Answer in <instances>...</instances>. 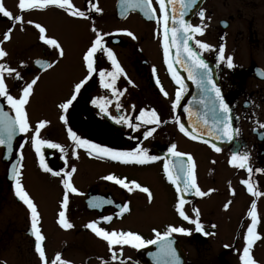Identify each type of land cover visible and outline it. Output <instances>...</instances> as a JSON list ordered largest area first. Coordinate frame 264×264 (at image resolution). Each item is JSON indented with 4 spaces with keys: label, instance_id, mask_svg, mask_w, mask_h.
<instances>
[{
    "label": "flooded vegetation",
    "instance_id": "af4514ba",
    "mask_svg": "<svg viewBox=\"0 0 264 264\" xmlns=\"http://www.w3.org/2000/svg\"><path fill=\"white\" fill-rule=\"evenodd\" d=\"M94 2L101 12H91L88 19L72 17L64 10L50 6L46 9L24 10L27 14L24 23L10 20L4 29L0 23V41H3L2 37L10 28L14 34L13 40L3 41L4 44L0 43V47L7 53L10 51L15 58H18L17 55L22 57L21 61L8 65L23 77L22 80H17L14 75L10 77L6 75L12 83L6 84L9 94L18 98L22 87L35 76H39L29 103L25 106L30 127L34 130L39 121H47L46 126L41 129V138L58 143L64 149L63 152L58 149H42L45 163L53 171H61V176L49 173L57 189L54 200L57 216L54 224L58 226H60L58 213L65 191L62 174L72 167L76 169L69 179L77 192L82 194L69 193V202L65 210L71 218L73 225L71 229L74 230L75 239L71 240L64 235L60 240L58 253L61 258L69 264H158V262L163 264L162 258L155 255L159 249L157 244L146 243L143 248H133L130 245L110 248L105 240L97 237L86 227L89 222L100 221L99 227L108 231L135 232L145 241L156 239V232L163 235L169 225L190 229V235L173 233L170 236L181 263L184 261L185 264H242L239 257L245 244L247 227L251 223L248 212L255 200L257 214L260 215L256 232L261 238L254 243L252 255L258 264H264V239L259 230L260 224H264V172L255 171L264 170V0H197V5L184 17L192 25H206L203 34H196L194 40L199 39L213 46L212 50H201V55L212 69L213 79L230 107L233 128L238 129L228 145L216 144L220 147V152H216L211 144H205L200 139L192 140L179 130V123H183L182 104L188 101L197 88L193 81L187 79L186 69L176 64L175 71L183 77L187 87L180 104L176 109L172 108L178 85L165 63L162 26L157 24L156 19H148L141 10L121 14L119 4L124 5V8L128 7L123 0ZM71 3L76 8L87 11L90 0H71ZM104 6L111 9L109 14H106ZM153 7L156 8L159 17L156 0H153ZM201 8L205 10L203 21L198 15ZM132 17L136 19L133 22L135 29L130 31L136 39L122 31L127 30L124 23ZM98 20L100 24L105 23L101 29L97 25ZM28 21L33 23L29 24ZM37 23L46 29V37L58 41L64 51L63 57L58 55V50L40 40L39 30L35 28ZM93 26L102 34H109L103 37V42L107 48L112 49L124 70V75H121L115 84L116 89L123 91V95L114 97L112 90L101 85L99 70L109 72L113 69L107 56L97 52L93 58L97 72L81 88L68 111L62 112L58 106L72 95L75 84L88 75L83 56L95 39V34L91 30ZM194 40L190 41L193 47ZM221 44L225 47V58L233 57L234 67L231 69L227 68L226 61L217 59ZM175 57L176 48L172 47L169 51V60ZM38 60L48 61L52 67L42 69L36 63ZM161 88L167 92V96L163 94ZM0 101L10 117L14 118L15 112L7 104L6 99L0 97ZM117 101L120 104L119 108L116 106ZM101 104L104 105V110L98 106ZM141 109L146 111L155 109L161 123L158 126L142 124L140 128L133 129L127 124L117 122L120 117H126L131 123H138L134 118L139 115ZM61 115L66 117L67 124L60 119ZM152 127H155V132L145 139L143 133ZM185 127L187 128L186 125ZM68 128L82 139L101 146L119 151H130L136 147L146 148L149 155L158 156L160 159L140 165L123 164L95 155L90 156L84 148H75L68 136ZM32 134V131L28 133L17 131L12 141V152L7 150L6 145H0V221L4 223V227H0V246L8 245L12 241L14 231L19 230L13 228L17 222H4V218L10 215L14 216V220L19 221L21 226L26 222L25 237L28 239L30 251L28 255H20L11 260L0 254V264H42L34 249L30 213L15 196L14 181L12 175L9 176L12 165L19 160V170L22 173L20 180L37 205L41 229L43 218L49 215L46 183L48 173L40 167L39 157L31 144ZM173 143L176 144L178 152L192 156L197 185L201 191L213 190L204 197L192 193L185 194L184 197L186 214L190 218H196L194 209H198V218L204 232L214 233L213 235L195 231V225L184 221L176 210L178 202L176 185L168 180L163 170L165 159L170 163L176 159L167 151ZM233 152H246L249 155L248 164L254 169L251 175L245 169L230 164ZM199 159L203 164L200 172ZM86 163L93 168L92 174L85 169ZM33 164L38 168V180L43 184L42 190L36 184V192L26 185V172L29 165ZM111 165H119L127 170L154 171V175L148 177L147 181L139 179V182L151 191L152 183L157 180L164 189L165 195L160 194L153 199L154 201L164 199L169 206L172 220L165 223L167 224L165 230L155 225L160 214L148 211L147 205L150 202L145 203L148 194L142 196L136 190L130 193L114 182L102 179L113 174ZM115 176L121 179L126 177L123 174ZM244 179H249L254 185V190L260 195L255 197L251 195L247 191V186L241 183ZM178 183L182 186V181ZM93 198L110 199L114 203L105 204L102 208H93L89 206V201ZM125 203L128 204L129 211L121 214L116 205ZM226 203L227 209L224 207ZM134 205L138 206L135 212ZM102 216H111L112 219L104 222L100 220ZM127 216L138 225L129 223L114 225L119 220H125ZM42 246L46 254L45 241L42 242ZM56 251L55 248L52 253L55 255ZM113 252L121 255L113 260ZM47 260L51 264L52 258Z\"/></svg>",
    "mask_w": 264,
    "mask_h": 264
},
{
    "label": "snow or ice",
    "instance_id": "6c2138e0",
    "mask_svg": "<svg viewBox=\"0 0 264 264\" xmlns=\"http://www.w3.org/2000/svg\"><path fill=\"white\" fill-rule=\"evenodd\" d=\"M128 8L130 9H140L148 19H156L157 24L161 25L163 28V39H164V58L165 63L167 64L169 72L172 74V78L175 83L178 85L175 100L172 103V108L176 109L180 104L182 94L186 89V84L184 83L183 77L175 71L174 66L180 64L188 72L187 79L193 81L197 84L198 87L204 89L205 91H210L214 95L211 97L212 110L214 113H217V118L214 121L216 125L214 128L208 126L207 119L198 118L197 122L194 124V127L187 129L183 123H179V130L185 136H188L192 140H202L205 144H211V147L216 151L220 152L221 149L215 143H211L210 140L206 139V136H215L216 140H232L234 135L238 132V129H234L230 123V107L225 102L222 95L220 87L217 86L216 82L212 76V69L209 67V64L202 58L201 50H212L213 46L208 43L202 42L199 39H195L196 34L202 35L206 25H192L190 22L185 20V16L191 11L196 5L197 0H156V3L159 6V17H157V10L153 7V0H123ZM50 6L57 7L59 9L67 12L68 15L72 17H79L83 19H88L91 12H101V9L96 5L94 0H90L89 8L87 11H83L79 8H76L71 0H19L18 7L20 10H33V9H46ZM169 6H171V11H169ZM0 13L4 17H7L9 20L14 22H23V18L20 15L13 16V14L8 11L2 2H0ZM200 19L203 21L205 18V10L200 9L198 12ZM171 22V26H169ZM29 24H32V21H28ZM35 28L39 30L40 40L44 42L45 45L50 46L58 50V55L63 57L64 51L61 48V45L54 38H48L45 36L46 29L40 24H35ZM92 32L95 34V39L92 41L91 46L88 48L87 52L83 56V60L87 67L88 75L75 84L72 95L58 107L62 112H67L73 102L77 99V94L80 92L81 88L85 85L87 80L97 72V69L94 67V56L97 52L105 54L107 59L111 62L112 71L106 72L104 70H99L100 83L105 89L112 90V95L114 97H119L123 95L122 90H118L115 87L116 80L124 75V70L117 61L115 54L111 48H107L103 42V37L109 35L108 33L99 32L95 26L92 27ZM125 35L136 39L134 34L131 31L122 30ZM12 29L10 28L3 36V41L10 39V34ZM195 47H193L189 42L193 41ZM0 41V43H3ZM176 48V57L169 60V51L170 48ZM218 57L219 61H226L227 68L231 69L234 67L233 57L227 56L225 58V47L221 44L218 48ZM7 56V52L0 47V58ZM36 63L40 68L46 69L52 67V64L48 61L38 60ZM155 71V69H153ZM15 76L17 80H22L23 77L15 69L9 67L5 63L0 62V97L6 99L7 104L14 110L15 117H9L7 112H4L3 105H0V145H6L7 150L12 152L13 150V137L17 131L22 133L33 132L31 136V144L34 148L37 156L40 160V167L46 173H51L53 176H61V171H53L47 163H45V155L42 149H58L61 152L64 151L63 147L54 143L48 139L41 138V129H43L48 123L45 120L39 121L35 129L33 130L30 127L28 114L26 112L25 106L29 103V98L32 95L34 85H36L39 80V76H35L30 82H27L23 87L19 97H14L9 94L7 85L5 83V76ZM157 84L159 81L157 80ZM210 86V87H209ZM161 91L165 96L167 92H164L163 88ZM103 99V98H101ZM96 103V101H93ZM102 110H104V105H98ZM117 108L120 107L119 101L116 104ZM185 112H188L190 117L193 115L189 108L184 109ZM60 119L67 124V119L64 115L60 116ZM138 123H131L128 118L120 117L117 122L127 124L130 128L138 129L141 125H155L158 126L161 123L160 117L157 114L155 109L139 111V115L134 118ZM201 124L204 125V128H201L200 131H197V128H200ZM205 128L207 129L205 131ZM155 127L147 129L143 136L145 139L152 136L155 132ZM69 138L73 141L75 148H84L90 156L95 155L98 158L110 159L112 161H118L123 164H146L149 162H154L160 157L155 155H149L148 149L136 147L130 151H119L110 147L101 146L100 144L93 143L87 139H82L77 135L71 128L67 129ZM6 133V138L3 135ZM23 145H21V148ZM176 144H172L168 148V154L171 157H175L171 163L169 160L165 159L163 170L168 180L176 185V192L178 195V202L176 204V210L179 216L189 223L195 225V231L203 232L204 235H213L214 233L204 232L203 226L199 221V210L194 209L195 217L190 218L188 214L184 211V205L186 203L185 194L192 193L196 196L204 197L209 195L212 189H209L208 192L201 191L197 185L196 174H195V163L190 154L178 152L176 150ZM73 155H75V150H73ZM186 157V159H185ZM249 155L245 153L233 152L230 159V164L240 169H245L249 175L254 171L248 164ZM20 169V161L17 160L16 164L12 165V180L14 181V193L15 196L21 201L30 213V227L31 235L34 237V249L38 254L39 259L42 264H49L45 249L42 246V242L45 240V237L41 233L39 227L40 214L37 209V205L33 199L29 196L28 192L24 189L20 177L22 175ZM76 171L75 167H72L69 171H64L62 174V183L64 187V196L61 203V210L58 213V223L62 228L69 229L73 225L66 218V209L69 202V193H78L77 189L70 182V177L72 173ZM256 172H264L262 169H255ZM105 181L114 182L116 185L126 189L128 192H132L134 189H138L141 192L147 193L149 199H151V192L147 187H142L136 181L126 182L125 179L118 178L114 174H109L102 177ZM178 181H182V186ZM242 184L247 186V191L255 196L260 195L259 192L254 190V185L250 183L249 179H244L241 181ZM114 202L110 199L104 198H93L89 201V206L93 208H102L105 204H113ZM120 210V213L129 211L128 204L116 205ZM224 207L227 209L228 204L226 203ZM257 206L255 200L251 204L250 211L248 216L251 219V223L247 227L246 234L244 236L245 244L242 249V254L239 259L242 264H258L252 255V249L254 243L261 237L256 232V227L258 223V214ZM111 216H102L101 221L109 222L111 221ZM100 221L89 222L86 227L90 229L97 237L105 240L110 248L115 246H124L130 245L133 248H143L145 244H157L159 243L158 252L155 254L158 257L163 258V264H181L179 255L175 247H173L172 241L169 239L173 233H181L185 235H190L191 230L185 229L183 227L171 226L169 225L167 230L161 235L160 232H156V239L145 241L139 234L131 231H108L102 227H99ZM215 227V225H213ZM227 247V245L225 246ZM121 253L113 252L112 259L116 260ZM51 264H69L68 261L63 260L60 254L52 259ZM159 264V262H158Z\"/></svg>",
    "mask_w": 264,
    "mask_h": 264
},
{
    "label": "rangeland",
    "instance_id": "374dc122",
    "mask_svg": "<svg viewBox=\"0 0 264 264\" xmlns=\"http://www.w3.org/2000/svg\"><path fill=\"white\" fill-rule=\"evenodd\" d=\"M0 2L3 3L4 7L10 11L13 16H17L20 15L23 18V22L26 20L27 18V14L20 10L18 7L19 4V0H0ZM104 8L106 9V14H109L111 12V9H108V7L106 8L104 6ZM103 9V8H102ZM10 20L7 17H4L3 15H0V23L2 25V29H4L7 26V23ZM136 21L135 18H131L130 20H128L127 22H125V28L130 31L132 29H135L133 26V22ZM21 23V22H19ZM105 24V23H104ZM104 24H100L99 20L97 25L99 26V28L101 29V26ZM3 39V37H2ZM10 39L13 40L14 39V34L11 33L10 34ZM4 44V43H3ZM14 47V46H13ZM12 48V46H11ZM14 52V51H13ZM18 58H15L13 56V54L8 51L7 56L4 58H0V62L2 63H7V65H10L12 63H15L16 61H21L22 57L21 55H17ZM17 59V60H16ZM10 61V62H9ZM10 77V76H8ZM8 77L5 76V83L6 84H12ZM203 156V154H202ZM202 161L199 159L198 162V172L201 171L202 169ZM111 171L113 172L114 175L117 174H123L126 177H123L125 180H127L128 182L131 181H136L137 183H139L142 187H144V184H141L139 182V179L142 181H147L146 179L148 177H151L154 175V171L153 170H149V169H136V170H127L122 166L119 165H111ZM85 169L87 171H89L91 174L93 172V168L90 166L89 163L85 164ZM38 168H35V165H29L28 170L26 172L27 174V178H26V185L33 189V191L36 192L35 186L36 184L41 188H43V184L42 182H40L38 180ZM0 174H1V170H0ZM47 192L49 195V200H48V214L43 218V223L41 226V231H42V235L45 237V244H46V258L47 259H53L56 254H58L59 252V245H60V240L63 238V236L65 235L66 238H70L71 240L75 239L74 236V230H72L71 228H69L71 230V232H68L69 229H65L62 228L61 226H58L56 224H54V219L57 216L56 214V208L54 205V200L56 199V186L55 183L53 182L50 174L48 173L47 176ZM136 191H138L139 195L142 196H146L147 193L141 192L138 189H134ZM151 199H149V196H147L146 198V202L148 203L150 202V204L147 205L148 211H150L151 213H159V220H157L156 222V226L160 227L162 230H165V228H167V224L169 221L172 220V217L170 216V210H169V206L166 203V201L164 199H157L154 201L153 197L158 196L160 194L165 195L164 189L162 188V186L159 184V182L156 180L152 183V187H151ZM40 194V192H39ZM138 206L134 205V212L137 210ZM133 215V214H131ZM66 218L68 219V221L71 223V218L69 216V214H66ZM83 218V217H81ZM260 218V215L258 214V219ZM14 216H10L8 215L6 218H4V222H10V221H15L17 222L16 225L13 226V228L17 231H14V235L12 237V241L10 243H8V245H4V246H0V254L2 256H5L8 260L13 259L14 257L20 256V255H28L30 253L29 251V242L28 239L25 237V227H26V222L23 223V225L21 226L19 224V221L14 220ZM124 223H129L131 225L137 226L138 224L136 223L135 220H133L130 216H127L125 218V220H119L117 221L114 225L116 226H121ZM0 227L3 228L4 227V223L2 221H0ZM260 232L263 234V239H264V224H260ZM12 232V231H10ZM6 239H8V237H6ZM264 245V242H263ZM56 248V253L55 255L52 253L53 250ZM70 250V249H69ZM68 254V253H67ZM69 255V254H68Z\"/></svg>",
    "mask_w": 264,
    "mask_h": 264
},
{
    "label": "water",
    "instance_id": "95a60500",
    "mask_svg": "<svg viewBox=\"0 0 264 264\" xmlns=\"http://www.w3.org/2000/svg\"><path fill=\"white\" fill-rule=\"evenodd\" d=\"M119 8H120V6H119ZM169 8L171 11V6H169ZM124 10H125L124 15H126L128 13V11H130L131 9L125 8ZM169 26H171V22H169ZM193 84H194L195 88H197V90L190 96L188 101H185L183 103L182 109H181L182 120L184 121L185 125H187V127L190 131L194 127V124L197 122L198 118L207 119L208 126L214 128L216 126L214 124V121L218 115L217 113H214L212 110L211 97L214 94L211 93L210 91H205L204 89L202 91L201 90L202 88L198 87L196 83L193 82ZM0 105H2L1 102H0ZM186 107L191 110V112L193 114L191 117H190L188 112L184 111V109ZM3 110H4V108H3ZM4 112H6V111L4 110ZM230 123L232 125L231 114H230ZM201 128H204L203 124H201L200 128H197V131H200ZM206 130L207 129L205 128V131ZM3 135L5 136L6 133H3ZM205 138L210 140L213 143H217V144H221V145L229 144L231 141V140L230 141L229 140H216L214 135L213 136H206ZM10 175H12L11 171H10ZM182 256L184 257V255H182ZM182 264H185V262H183Z\"/></svg>",
    "mask_w": 264,
    "mask_h": 264
}]
</instances>
